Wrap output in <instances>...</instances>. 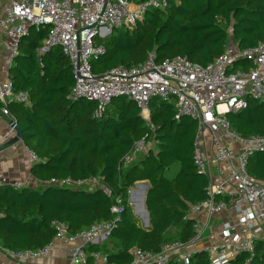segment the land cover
I'll return each mask as SVG.
<instances>
[{
    "label": "trees",
    "instance_id": "1",
    "mask_svg": "<svg viewBox=\"0 0 264 264\" xmlns=\"http://www.w3.org/2000/svg\"><path fill=\"white\" fill-rule=\"evenodd\" d=\"M32 31L34 36L29 34L21 42L9 71L14 91L27 92L30 104L7 108L21 130L24 146L41 160L31 168L32 177L50 184L41 190L0 187V247L13 252L44 248L55 238L53 222H62L71 234H78L97 223L116 221L105 243L121 248L118 253L109 254L108 247L107 251L97 246L86 249L89 254L107 253L115 264H129L133 248L157 253L162 245L187 243L193 237L192 222L184 220L188 205L206 200L208 186L193 163L198 123L188 117L175 120L173 100L153 101L149 124L127 98L115 99L112 110L95 119L96 104L69 100L75 80L62 49L37 55L49 27ZM260 43H264V0H169L165 10L147 12L132 32L115 29L109 38H98L106 55L91 67L95 75H103L118 66H138L151 53L157 63L182 56L207 66L230 44L247 50ZM227 119L242 137H264V103L249 100L245 110L228 114ZM151 125L156 149L125 167L124 157L136 142L152 134ZM253 164L252 175L264 180V154ZM175 165L179 167L176 175L167 177ZM92 179L100 180L103 188L51 184ZM143 182L149 184L147 229L129 204L130 190ZM113 207L120 208L118 215L112 213ZM247 259L242 254L233 264H245ZM192 264L210 262L205 253H198ZM249 264H264V252L257 250Z\"/></svg>",
    "mask_w": 264,
    "mask_h": 264
},
{
    "label": "built area",
    "instance_id": "2",
    "mask_svg": "<svg viewBox=\"0 0 264 264\" xmlns=\"http://www.w3.org/2000/svg\"><path fill=\"white\" fill-rule=\"evenodd\" d=\"M169 0H16L0 6V39L7 40L9 60L19 56L20 44L30 31L49 27L48 37L37 55L43 56L60 47L70 61L75 80L69 96L72 102L86 100L96 104L94 118L102 119L112 110L115 99L127 98L141 110L142 118L151 123L153 101H175V120L188 117L198 123L194 141L193 163L197 172L208 180L206 200L189 204L184 220L192 222L193 237L187 242L162 245L151 253L139 248L130 250L129 264H192L198 253H205L210 264H233L247 255L249 264L260 249L264 252V180L251 173L253 160L264 154V137H242L235 132L227 116L248 107L249 100L264 103V43L241 50L227 46L224 54L207 66L177 56L156 62L149 54L135 67L118 66L103 75L92 72L91 63L106 55L98 38H109L112 31L132 32L150 10H165ZM248 64V67L238 66ZM3 116L11 126L0 143L16 136V121L8 111L10 104H30L27 92H15L10 79L0 82ZM152 134L136 142L123 165L130 166L157 146ZM31 167L41 162L38 155L24 148ZM57 186H100L101 181L73 183L52 181ZM16 191L26 188L22 182L8 181L0 172V187ZM92 190V189H91ZM109 195V192L106 191ZM113 214L120 208L113 207ZM2 215L0 214V218ZM116 221L97 223L90 229L71 234L66 224L53 222L55 238L44 248L13 252L0 247V254L15 263L25 264L49 258L57 244H68L69 264H115L101 251L89 254V246H100L111 236Z\"/></svg>",
    "mask_w": 264,
    "mask_h": 264
},
{
    "label": "crops",
    "instance_id": "3",
    "mask_svg": "<svg viewBox=\"0 0 264 264\" xmlns=\"http://www.w3.org/2000/svg\"><path fill=\"white\" fill-rule=\"evenodd\" d=\"M14 1L16 0H0V6L3 7L10 5ZM12 65L13 62L9 60L7 40L5 38H2L0 39V82H4L7 79H10L9 71ZM1 109L2 107L0 104V134H2V136H5L9 127L11 126V120L10 118L3 116ZM11 140L12 139L5 137L0 143V172L5 174L8 181H20L25 184L26 188H31L33 190H41L46 188V186H48L50 183H41L34 179L31 175L32 167L30 166L24 153L25 146L23 144V141L15 145H10L9 142ZM141 185L147 187V190H145L147 193L149 188L148 182L138 183L135 187L144 189V187ZM97 247L103 249L104 251L106 250L105 247H108L109 251L110 249H117V246L114 247L113 243L109 242L103 243L102 245ZM70 248L71 246H69L68 244L59 243L57 244L55 251L49 258L34 262H28L25 264H69ZM120 249L118 251H120ZM118 251H115L113 253L110 251L108 253L114 254L118 253ZM0 264L18 263L8 260L0 254Z\"/></svg>",
    "mask_w": 264,
    "mask_h": 264
},
{
    "label": "rangeland",
    "instance_id": "4",
    "mask_svg": "<svg viewBox=\"0 0 264 264\" xmlns=\"http://www.w3.org/2000/svg\"><path fill=\"white\" fill-rule=\"evenodd\" d=\"M34 34H35V31H32L30 33V37H33ZM115 35H117V33H115ZM24 40L26 41V38H24L23 41ZM153 149L155 150L156 147H154ZM178 169H179V167L175 165V167H173L172 169H170L167 172V177L173 178L176 175ZM96 187H100V186H96ZM96 187L93 186L92 184H87L85 188L95 189ZM82 188H84V187H82ZM143 192H144V190L139 188V187L138 188L137 187L132 188L129 192V204L133 209L134 216H136L138 218L140 225L143 228L147 229V228H149V224H148L149 220H148V216L145 212V209L143 207V201H142V198L144 195ZM118 250H119V247H117L116 250L110 249V251L112 253L115 251H118Z\"/></svg>",
    "mask_w": 264,
    "mask_h": 264
},
{
    "label": "water",
    "instance_id": "5",
    "mask_svg": "<svg viewBox=\"0 0 264 264\" xmlns=\"http://www.w3.org/2000/svg\"><path fill=\"white\" fill-rule=\"evenodd\" d=\"M24 39V38H23ZM12 126L13 127H15V130H16V136L9 142V144L10 145H15V144H18V143H20V142H22L23 141V138H22V133H21V130H20V128L18 127V124L17 123H14V124H12ZM141 186H143V185H141ZM144 187V195H143V198H142V201H143V207H144V209H145V212H146V214H147V216H148V220H149V214H148V211L146 210V208H145V200H146V191L145 190H147L146 188L147 187H145V186H143ZM148 224H149V222H148Z\"/></svg>",
    "mask_w": 264,
    "mask_h": 264
}]
</instances>
